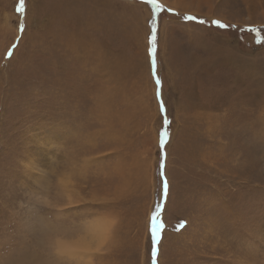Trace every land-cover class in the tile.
Instances as JSON below:
<instances>
[{
    "label": "rangeland",
    "instance_id": "rangeland-1",
    "mask_svg": "<svg viewBox=\"0 0 264 264\" xmlns=\"http://www.w3.org/2000/svg\"><path fill=\"white\" fill-rule=\"evenodd\" d=\"M254 27L264 0H0V264H264Z\"/></svg>",
    "mask_w": 264,
    "mask_h": 264
},
{
    "label": "snow or ice",
    "instance_id": "snow-or-ice-1",
    "mask_svg": "<svg viewBox=\"0 0 264 264\" xmlns=\"http://www.w3.org/2000/svg\"><path fill=\"white\" fill-rule=\"evenodd\" d=\"M156 2H157V0H151V3H153V4H156ZM23 3H24V0H20L21 7L23 6ZM187 19L195 20L196 17H187ZM199 22L202 23V24L204 23L203 20H201ZM212 24L215 25L218 28L227 27L226 25L221 23L219 20H213ZM153 39H154V37H153ZM258 42H260V41H258ZM152 65H153V69H154L153 78L155 80L156 85L159 86L161 84V80H160V77L158 75H156V73H155V67H156V61L155 60H153ZM157 95L159 97V95H160L159 90L157 92ZM160 110H161V112H166V108L163 105V103H161V105H160ZM165 124H170V121L165 120ZM168 134L169 133H168L167 129H164V130L161 131L160 137H161V144L162 145L164 144V137H167ZM162 175H163V173H162ZM162 183H164V185L167 186L166 177L163 179ZM157 213H158V210H157ZM157 219H158V215L154 214V216L152 218L151 228H150L151 236L153 238V243H152V248H151L153 261H155V259H156V252H157L156 243H155L156 237L158 235Z\"/></svg>",
    "mask_w": 264,
    "mask_h": 264
},
{
    "label": "trees",
    "instance_id": "trees-1",
    "mask_svg": "<svg viewBox=\"0 0 264 264\" xmlns=\"http://www.w3.org/2000/svg\"><path fill=\"white\" fill-rule=\"evenodd\" d=\"M259 30L260 28L257 27L250 28V33H252L255 36V39L253 40L254 43L260 41L261 39L264 40V34H261Z\"/></svg>",
    "mask_w": 264,
    "mask_h": 264
},
{
    "label": "bare ground",
    "instance_id": "bare-ground-1",
    "mask_svg": "<svg viewBox=\"0 0 264 264\" xmlns=\"http://www.w3.org/2000/svg\"><path fill=\"white\" fill-rule=\"evenodd\" d=\"M100 224V223H99ZM101 227H102V225L100 226V225H98V227H97V229L100 231L101 230ZM102 229H103V227H102ZM97 232V231H96ZM96 232H94V234L96 233ZM65 248V247H64Z\"/></svg>",
    "mask_w": 264,
    "mask_h": 264
}]
</instances>
